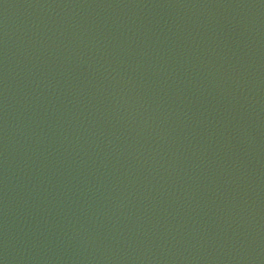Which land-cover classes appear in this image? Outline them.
<instances>
[{"label": "water", "instance_id": "95a60500", "mask_svg": "<svg viewBox=\"0 0 264 264\" xmlns=\"http://www.w3.org/2000/svg\"><path fill=\"white\" fill-rule=\"evenodd\" d=\"M0 264H264V0H0Z\"/></svg>", "mask_w": 264, "mask_h": 264}]
</instances>
